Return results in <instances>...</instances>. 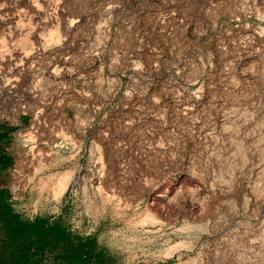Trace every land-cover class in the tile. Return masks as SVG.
Masks as SVG:
<instances>
[{"label":"rangeland","instance_id":"rangeland-1","mask_svg":"<svg viewBox=\"0 0 264 264\" xmlns=\"http://www.w3.org/2000/svg\"><path fill=\"white\" fill-rule=\"evenodd\" d=\"M0 159L80 264H264V0H0Z\"/></svg>","mask_w":264,"mask_h":264},{"label":"trees","instance_id":"trees-1","mask_svg":"<svg viewBox=\"0 0 264 264\" xmlns=\"http://www.w3.org/2000/svg\"><path fill=\"white\" fill-rule=\"evenodd\" d=\"M7 166L6 161L0 159V172ZM3 199L0 193V264H80L87 259L89 250L84 248L89 249L90 243L76 244L71 238V241H66L61 230L47 228L43 222L31 225L16 223ZM53 245L61 247L63 253L47 260L39 248Z\"/></svg>","mask_w":264,"mask_h":264},{"label":"bare ground","instance_id":"bare-ground-1","mask_svg":"<svg viewBox=\"0 0 264 264\" xmlns=\"http://www.w3.org/2000/svg\"><path fill=\"white\" fill-rule=\"evenodd\" d=\"M39 112H41V110L40 111H38L37 113H39ZM36 117V116H35ZM35 117H34V119H35ZM38 120V119H37ZM31 128H33V126H31ZM18 131H20L19 129L18 130H15L12 134H17L18 133ZM66 143V142H65ZM67 144V143H66ZM65 144V145H66ZM62 145H64V144H62ZM63 148V147H62ZM71 175L70 174H68V173H66V174H64L63 176H62V178H61V180L60 181H62V182H65L67 179H68V177H70ZM53 204H55L56 206H55V208H52L54 211H58V207L60 206V204L58 203V202H56V203H53ZM52 207H53V205H52Z\"/></svg>","mask_w":264,"mask_h":264},{"label":"crops","instance_id":"crops-1","mask_svg":"<svg viewBox=\"0 0 264 264\" xmlns=\"http://www.w3.org/2000/svg\"><path fill=\"white\" fill-rule=\"evenodd\" d=\"M21 122V121H20ZM22 123V122H21Z\"/></svg>","mask_w":264,"mask_h":264}]
</instances>
